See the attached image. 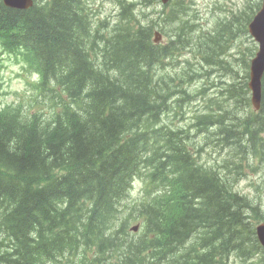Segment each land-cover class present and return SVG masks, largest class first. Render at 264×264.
I'll use <instances>...</instances> for the list:
<instances>
[{"label": "trees", "instance_id": "16d2710c", "mask_svg": "<svg viewBox=\"0 0 264 264\" xmlns=\"http://www.w3.org/2000/svg\"><path fill=\"white\" fill-rule=\"evenodd\" d=\"M181 5L182 2L179 0L174 3L176 7ZM55 7H57L58 17L51 15ZM132 9L131 5L123 6L113 34L106 40L105 46L108 51H101L87 45L82 53L78 52L81 26L85 27L83 30L91 29L86 0H37L34 10L18 11L20 15H29L33 18L27 23L28 28L25 27L23 30L8 19L0 17V61L3 52H14L20 46L17 43L48 50L49 52L44 50L42 54L32 50V53L27 55V59L41 76L40 90L46 92L50 99L57 98L61 103L51 109V111L56 110L52 112L55 123L48 125L25 121L14 111L0 113V132H3L2 127L9 126V129L15 131L13 135L6 136V140L0 136V156L11 161V163L0 161V170H2L0 171V199L2 200L0 222L8 227L11 234L14 233L16 226L14 220L8 221V219L14 213L19 216L20 223L23 225L31 221L38 223L33 228L32 242L27 251L24 250L25 245L16 239L15 249L19 251L11 254L0 253V264H12V262L13 264H228L229 257L222 259L219 257L223 253H234L236 247L225 249L227 244H232V240L241 237V242L245 245L246 234L249 231L248 223H252L249 220L264 219L261 217L262 212L256 206L257 203L236 192L234 178L230 175L232 173L202 171L186 150V141L190 140L189 136L184 135L182 130L171 131L159 126L162 117L171 110L173 103L182 107L183 103H187L191 98L181 84L192 81V69L189 66L183 68L179 75V85H175L176 77L165 72L166 61H173L184 51L192 49L186 46L190 39L187 36L190 31L183 27L181 32L171 36L166 44L156 45L152 40L154 27L136 24ZM11 17L14 16L11 14ZM168 18L173 19V15L170 14ZM27 30V35L17 42L12 37L13 33H22ZM130 46L132 47L129 48ZM135 46L138 47L137 54ZM205 46L206 52L203 58L206 63L216 65L215 71L231 81V84L228 83V88H225L227 94L234 99L239 97L245 100L246 72L243 80H240L242 74L241 70H238L240 67L238 63L230 61L222 63V60H219L220 56L226 58L227 55L225 52H220V44L216 40L209 39L205 42ZM57 47L65 48L69 52L74 50L75 54L60 58ZM208 53H214L215 56L210 59L207 57ZM187 64L189 65L188 62ZM141 65L145 69L142 73L148 82L149 93L145 98L138 99L137 102L142 103L140 109L138 106L135 109L130 108L131 111L124 116L123 121L127 123L126 126L120 125L121 128L115 129L113 135H107L108 138L110 137L109 142L105 141L101 146L107 145L106 150L111 151L113 161H110L109 157L106 158L104 154H98L92 166L93 168L97 166L95 173H90L87 178H83L84 171L81 165L87 164L89 159L81 160L83 158L75 155L81 162L76 165L70 162L73 161L72 158L68 161V158L63 160L58 156L41 157L42 151L52 150L50 144L59 143L62 137L68 135L70 129L74 130L77 127L76 130L84 132L80 123L86 121L88 117L86 105L92 104V101L100 102V97L103 96L101 86L105 87L108 77L125 81L128 76L131 80L138 81L140 77L136 71ZM176 67L177 65L174 64L173 68ZM108 69H111L114 75H111ZM150 70L161 71L162 74L156 78ZM235 82L239 84L237 91L233 86ZM234 92H236L235 96ZM183 94L188 98L182 99ZM178 95L180 98L175 100ZM126 101L125 99L120 102L121 107L126 106ZM151 104L159 110L155 111ZM112 113L113 108L106 107L102 109V122L99 123L94 118L91 120L89 142L96 141L100 133L107 132L106 124L109 121L105 120L109 119ZM206 118V116L201 117L200 123L205 124ZM263 121L264 79L260 115L243 119L240 124L231 125L237 129V124L239 130L235 132L242 136L246 134L247 141L254 143L255 135L264 131ZM17 126L22 127V131L18 130ZM113 136L116 139H113ZM79 146L85 145L79 144ZM117 150H119L118 154ZM65 155L63 154V158ZM144 158L152 161L151 172L156 176L160 189L157 196L140 207L139 211L142 216L152 218L160 234H168L170 240H152L148 233H143L139 237L126 233L116 247V262H58V257L53 262H44L43 243H49L51 238L61 240L58 245H54L63 254L74 249L78 250L70 238L77 232L75 230L68 232L69 229L85 227V224L89 223L97 227V235L103 241L108 234L119 235L123 232V229L114 231L104 229L105 221L101 217L97 221L86 222L70 221L65 213L48 215L46 208L51 205V202L58 205L69 200L71 204H75L76 199L84 196L87 188L94 186L96 201L90 210L94 216L103 215L105 208L112 203L110 179L118 174L125 164L138 166ZM36 166L41 170L36 171L34 177L26 181L18 178L16 171H19V168L22 171L23 167L35 168ZM62 166L69 171L65 181L51 184L40 191L35 190L41 188L44 181L51 179L55 168ZM7 171H13L12 177L3 175ZM15 181H22L25 184L19 191L23 196L26 195L23 189L32 193L34 195L32 200L23 199L20 202L15 200L12 196V188L8 185H14ZM53 185L57 186L53 188ZM33 200H38L40 205L34 206ZM42 201L45 204H41ZM5 203L7 207L3 208ZM235 204H245L240 208L250 209V213L244 214L239 209V212L233 213L232 216L226 214L222 219V213H220L218 214L220 220L213 226L210 225V220L217 218L215 213L217 208H222L225 212L228 207H233ZM30 205H33L35 209L31 208L29 214L24 213L22 208ZM43 212L44 216L39 221L36 220L37 216ZM108 213L110 212L104 213V216ZM119 214L112 215L119 218ZM212 214L213 217H211ZM53 220L55 225L47 230L49 222ZM57 223L58 226H56ZM39 225L41 228L38 229ZM232 230V234L229 235ZM183 245L187 246L185 250H182ZM158 247L166 249L167 252L163 255H169L168 262H144L148 250ZM86 249L80 250L83 252ZM243 257H245L244 254L240 257L244 261Z\"/></svg>", "mask_w": 264, "mask_h": 264}, {"label": "rangeland", "instance_id": "374dc122", "mask_svg": "<svg viewBox=\"0 0 264 264\" xmlns=\"http://www.w3.org/2000/svg\"><path fill=\"white\" fill-rule=\"evenodd\" d=\"M129 1H140V0H129ZM147 2V0H145ZM258 0H189L188 5L189 13L179 12V14L176 17L177 21H180L187 25L190 32L188 33L189 41L186 46L200 52L202 54V57L204 53L206 52V46L205 42H208V38H213L217 42L223 44L224 46L220 49V52H225L227 57L220 56L219 60H222V63H225L227 61H230V51L228 47H235L239 48L237 46V43L242 41L244 45L250 46L249 39L243 38L242 39V31H240V24L244 23V18L247 14L250 13V9L247 7L248 4H252L253 2H256ZM116 0H102L101 2H96V9L99 10V18L108 22L109 25H112L117 16V9L114 5ZM147 4V3H146ZM144 6V7H143ZM143 6H139L138 8H141V11L149 14H154L152 17H150V22H153L155 18H163V10L161 7H153L151 5H145L143 2ZM52 10V9H51ZM50 10V12H51ZM57 7H55L54 10H52L51 15L58 17L57 13ZM174 15L177 13V9H174ZM21 14V13H20ZM17 14L15 17L16 19L23 24H26L28 22H31V18L29 15H20ZM233 14H238V17H236V20L239 21L238 24L234 23L232 26V32L228 33L225 28L220 29L224 26V24H227V19H229ZM144 19V18H143ZM146 19V16H145ZM230 21V20H229ZM154 25L160 29L163 30V26L158 23H154ZM85 28L84 26H81L80 29V43L78 44V52L82 53L85 46L87 45H97L101 51H106L104 47L100 43H98L97 39L92 35L89 28ZM219 29V30H218ZM170 32L175 33L174 26H170L168 29ZM218 30V31H217ZM167 31V30H166ZM165 31V33H167ZM197 32V33H196ZM88 33L89 35H84ZM216 33V34H215ZM206 36V37H205ZM192 38V39H191ZM229 38H232L231 41H228ZM130 46L129 48H131ZM134 49L136 50L135 53L138 52V47L135 46ZM56 50H58L59 56H62V54H68L69 52L67 49L62 47H57ZM108 51V50H107ZM218 52V51H217ZM74 50L71 51V55L74 54ZM219 53V52H218ZM215 56L214 53H208V58H213ZM225 58V59H224ZM231 62V61H230ZM240 67L238 70H241L242 78L240 80H243V75L246 72L245 64L243 62L238 63ZM5 69L3 71L2 78L0 79V90L3 93V95L0 97V106H5L7 104H12L14 102H19L23 100L24 98L28 97L33 90V85L35 83L36 77L33 73H31L25 64L20 60L18 57L14 56H7L5 58ZM216 65L207 64L206 62L202 61L200 64V68L196 69L195 72L192 74V81L187 82L186 85L183 88H187L188 85H191L188 88L189 91L194 92V96L198 97L201 96L204 98V96H213L215 89L211 88L208 91H205L202 89L204 84L209 82L210 84H214L217 88L221 89L223 94L228 97L227 99H232L233 96H229L226 92L228 88V83L231 84V81L227 78H225L223 75L219 76L220 73H217L215 71L214 67ZM111 69H108L109 73L111 75H114L110 71ZM143 72H145L144 67L141 65L137 68L136 73L140 77V79L137 80H131L128 76L125 81H121L119 78H112L108 77L106 79V85L105 87L101 86L103 88V96L100 97V102L92 101V104H87V112L88 117L86 118V121L80 123L81 126L84 129V132H80L79 130H69L68 135L62 137L59 143H51L50 146H52V150L50 151H42L41 157H47L51 158V156H58V158H61L63 160L67 159L70 161V158L73 159V161H70L73 164L79 165L81 162L77 158L79 157L83 158L81 160L89 159V162L87 164L81 165V168L83 167V178H87L90 173H95V168H93V163L95 159L97 158L98 154H104L106 158L109 157L110 161H113L114 158L111 157L112 153L111 151H107V145L102 146L103 142H109V138L107 135H113V132L117 128H121L120 125L123 127L126 126V122L123 121L124 116H126L131 111L130 108H137L140 109L142 107V103L137 102L138 99H142L146 97V94L149 92L148 88V82L146 81ZM152 71L153 75H156V78L159 77L162 72L157 70H150ZM144 78V79H143ZM237 81L239 79L235 78ZM238 83L235 82L233 86L238 89ZM213 86V85H212ZM124 95V96H122ZM236 95V92H234V96ZM122 96V97H121ZM189 96V95H188ZM190 97V96H189ZM188 97L184 94L182 95V99H187ZM127 100L126 106L121 107L120 102L123 100ZM236 100H238V103L235 107L236 111V117H242L246 114V106L245 104H242V99H239V97H236ZM182 101V100H181ZM215 103V101H213ZM183 105H185L183 103ZM155 108V111H158L159 108L155 107V105H152ZM106 107H112L113 113L112 116L109 119H106L105 121H109L108 124H106V133H100V135L97 137V140L94 142H89V128H91V120L93 118L97 122H102L101 116H102V109ZM204 108L203 99H201L198 103L192 104V112L196 113ZM133 112V110H132ZM232 120L236 122H227L222 125L218 131H215L217 133L224 134L223 136L226 137V139H230L228 141V145L237 149H240L241 151L237 153V156L234 159H229L230 150L229 149H217L213 150L211 148L204 147L203 151L200 153V162L206 164V165H217V167L226 173H236L237 169L234 167V163H251L252 162V155L254 152V145L249 143V147H246V141L248 137L242 136L241 139L238 141L236 136L235 130H239L238 125L237 129L234 127L233 123H237L238 121L236 119ZM231 120V119H230ZM86 122V125H85ZM183 124V123H181ZM264 124V121H263ZM9 127H2L0 132V136H3L6 140V136L13 135L15 131L9 129ZM18 130L22 131V127L17 126ZM8 129V130H7ZM234 133H233V131ZM96 134V133H95ZM234 135V136H232ZM212 138L215 137L214 134H211ZM103 139V140H102ZM113 139H116L115 136H113ZM190 140L195 141L197 139V136L194 135L192 137H189ZM199 141L201 138L198 139ZM102 141V142H101ZM79 144L85 145L84 147H80ZM60 146V147H59ZM117 150V154H118ZM63 154L65 155V158H63ZM70 154V155H69ZM72 156V157H71ZM78 159H76L75 157ZM116 156V154H115ZM42 157V158H43ZM229 160V161H228ZM231 160V161H230ZM0 161H5L8 163H11V161H7L6 158H2L0 156ZM53 161V160H52ZM47 165V164H46ZM92 168V169H91ZM36 169V170H34ZM21 168H19V171H16V174L18 175V178L26 181L28 178H32L35 175L36 171H40L41 169H38L36 166L35 168H26L23 167L22 171H20ZM2 172V170H0ZM82 173V171H81ZM103 174V173H102ZM3 175H7L9 177H12L13 171H7L6 173H3ZM105 176V174H104ZM74 180V179H71ZM12 188V196L17 201H23V199H33V194L28 192L26 189H23L26 192V195L23 196V194L20 193L19 189L20 187H24V183L15 181L14 185L8 184ZM17 185V186H16ZM7 186V185H3ZM53 185L52 187L54 188ZM142 190H143V184L139 181H137L134 185V189L131 192L130 196L131 199H138L142 196ZM236 190L240 192L243 195L248 196L252 201H254L256 206L259 208V211L264 213V166H262L257 172H253L251 170H246V175L242 176L240 181L236 185ZM32 192V191H31ZM27 201V200H26ZM35 202L34 206L40 205L38 200H33ZM0 202L2 200L0 199ZM28 202V201H27ZM37 202V203H36ZM30 203V202H29ZM44 203V201L41 202V204ZM45 204V203H44ZM44 204L42 206H44ZM33 205L27 206L22 208L24 210V213L29 214V210L31 208L35 209ZM245 206V204H235L233 207H228V210L224 212L222 208H217L215 210V213L217 215L216 219L210 220V225L213 226L214 223L219 221L218 214H221V219L225 217L226 214L229 216H232L233 213L239 212V209L244 214H249L250 209H244L240 208ZM7 204L5 203L3 205V208H6ZM41 208V207H40ZM113 208L114 212H118L119 209L115 205V202H113ZM195 214V213H194ZM44 216V212L37 216L36 220H40ZM213 217V214L211 215ZM202 218V217H201ZM13 221L16 226L14 229V233L12 236L15 239H18V242H22L24 246V250L27 251V248L32 242V232L35 225L38 223H34L31 221L27 225H23L20 223V218L17 214H12L8 221ZM55 220L49 222V226L47 228L50 229V226L55 225L53 223ZM59 223V220H57ZM253 222V220H251ZM58 223L56 226H58ZM256 226V225H255ZM41 228V225L38 226V229ZM37 229V230H38ZM233 230L229 233L231 235ZM6 235H9V229L7 226L3 227L2 222H0V253H3L7 249H12L13 246L7 244ZM228 235V237H229ZM231 237V236H230ZM230 240H232L230 238ZM61 241V240H60ZM59 241V242H60ZM232 244H227V247L225 249L236 247L234 250V253L238 255V257H241L246 251L247 247L241 242V237L239 239L232 240ZM57 242H50V249L48 250V254L52 255V250L55 248L54 244ZM103 245H106V242L103 243ZM52 248V249H51ZM19 251L17 248L15 249V252ZM76 250H72L71 252H67L65 254L61 253L59 251V255L62 260H67L69 257L74 256L76 253ZM54 255V254H53ZM228 255V254H225ZM232 259L230 264H242L241 261L235 257ZM210 259V258H209ZM244 261L247 260L246 257H243ZM208 262V261H207ZM14 262H12L13 264ZM204 264V263H201Z\"/></svg>", "mask_w": 264, "mask_h": 264}, {"label": "water", "instance_id": "95a60500", "mask_svg": "<svg viewBox=\"0 0 264 264\" xmlns=\"http://www.w3.org/2000/svg\"><path fill=\"white\" fill-rule=\"evenodd\" d=\"M251 32L261 43V50L258 57L253 61V81L252 88L254 89V101L259 99L260 78L264 71V8L255 18V21L250 25ZM136 230V229H135ZM261 238L264 240L263 235Z\"/></svg>", "mask_w": 264, "mask_h": 264}, {"label": "bare ground", "instance_id": "6f19581e", "mask_svg": "<svg viewBox=\"0 0 264 264\" xmlns=\"http://www.w3.org/2000/svg\"><path fill=\"white\" fill-rule=\"evenodd\" d=\"M74 2V1H73ZM219 76H222V74H220ZM15 158V157H14ZM12 160V159H11ZM50 190V189H49ZM48 190V191H49ZM52 190V189H51ZM47 191V190H46ZM51 192V191H50ZM50 194V193H49ZM47 195V194H46ZM54 195V194H53ZM55 197V196H54ZM46 198V197H45ZM52 198V197H51ZM44 199V198H43ZM47 199V198H46ZM49 201V200H48ZM41 211V210H40Z\"/></svg>", "mask_w": 264, "mask_h": 264}]
</instances>
